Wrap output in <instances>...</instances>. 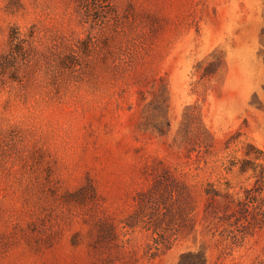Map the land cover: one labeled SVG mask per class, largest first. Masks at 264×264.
<instances>
[{
  "label": "rangeland",
  "instance_id": "obj_1",
  "mask_svg": "<svg viewBox=\"0 0 264 264\" xmlns=\"http://www.w3.org/2000/svg\"><path fill=\"white\" fill-rule=\"evenodd\" d=\"M14 28L0 264H264V228L204 219L207 185L242 196L230 164L264 152V0H0V64ZM157 179L180 196L159 251L126 225Z\"/></svg>",
  "mask_w": 264,
  "mask_h": 264
},
{
  "label": "trees",
  "instance_id": "obj_2",
  "mask_svg": "<svg viewBox=\"0 0 264 264\" xmlns=\"http://www.w3.org/2000/svg\"><path fill=\"white\" fill-rule=\"evenodd\" d=\"M16 28L9 34L10 52L3 57L0 68L7 69L8 63L13 60L16 53L21 52L22 40ZM231 167L238 166L240 175L250 172L254 178L251 188L243 189L242 196L229 192L230 186L226 183L223 191H219L208 184L204 193L208 205L204 211V219L215 218L229 239L234 242L242 241L256 229L264 228V152L251 144L247 145L244 157L232 162ZM231 167L229 170H231ZM179 194L163 187L161 179H157L153 186L146 192L140 193L137 198L138 210L126 223L129 228H134L140 223L147 229H152L153 245L156 251L168 250L181 233L179 230H170L162 227L171 222L174 214V203L179 199ZM217 204L218 210H215ZM181 212V209H179ZM178 212L179 214H181ZM221 212L219 215L218 213ZM193 225V224H192ZM155 255V253H154Z\"/></svg>",
  "mask_w": 264,
  "mask_h": 264
}]
</instances>
